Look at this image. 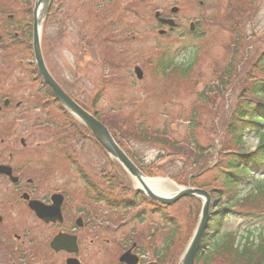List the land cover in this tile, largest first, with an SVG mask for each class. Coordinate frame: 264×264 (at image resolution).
Masks as SVG:
<instances>
[{
    "label": "rangeland",
    "instance_id": "rangeland-1",
    "mask_svg": "<svg viewBox=\"0 0 264 264\" xmlns=\"http://www.w3.org/2000/svg\"><path fill=\"white\" fill-rule=\"evenodd\" d=\"M82 1L85 6L92 9L97 0ZM144 1L148 7L145 3L139 7V12L144 14L143 18L121 14L120 23L119 18L117 22H114L119 23V28L126 29L125 31L135 36L133 39L131 36V40L122 43L120 47L127 46L131 49V64H141L144 67L142 81L135 78L132 67H122L119 72L108 74L107 72L114 69L103 64L101 58L82 52L83 46L80 45L83 42V32L80 30V20L89 21L97 30L101 24V16L81 17L83 13L77 9L81 5V0H64L57 5L55 21L52 15H47L42 27L40 50L46 69L56 82L63 85L65 92L78 102H83L85 108L104 112L106 121L115 118L120 122L115 120L129 154L139 166L143 167L147 178H156L162 171L177 175L182 162L176 157L162 159L169 149H162L152 139L143 142L141 136L136 130L134 131L136 123H139L136 129L147 127L151 130H160L166 127L171 137L180 141L190 124L189 116L198 111L200 145L205 148H209L211 143L219 146L218 141L224 134L225 120L240 90L237 82L240 83L242 78H245L246 73L260 55V51L264 49V0H254L249 5L248 16L244 20L245 31L252 37L251 44L249 43L250 45L244 50L246 55L235 61L231 76L235 78L236 83L231 79L229 86L222 94L208 91L209 87L217 82L220 87L219 78L224 76L222 73L230 59L229 51L225 50L234 41V35L226 32L227 26L230 25L226 16V5L229 0ZM111 2L114 4L119 0ZM200 2L206 4L204 9L198 7ZM172 7L180 8V15L177 17L178 27L173 32L174 35L169 38H160L157 35L156 24L153 19L150 20L154 13L149 14V12L152 9L156 11ZM207 7H210L214 13V24L200 29L203 34L200 32L195 36L184 34L188 30V22L208 17ZM13 17L14 24L17 26L20 16L16 14ZM3 18L6 20V16ZM56 22L59 24L57 25ZM222 24L225 26H221ZM6 25L7 22L0 28V41H2L0 42V106L5 101V97H9L12 110L0 114V142L5 143L3 146L0 144V148H8L12 145L16 149L14 154L21 161L20 157H24L25 152H18V150L20 149L19 141L23 139L29 147L26 154L34 155L35 158L29 166L30 169L40 171L46 168L49 172L48 165L56 162L55 168L60 170L56 175L51 176L50 173H44L42 190L44 194L57 189L62 190L59 193L62 192L67 196L63 206L64 216L67 219L79 217L78 212L88 211L86 206L97 210L96 219L90 223L83 219L88 224L87 228L82 229L80 241L83 252L81 258L86 264H117V258L130 242V245L135 242L139 248L148 250L158 246L164 231L157 219L151 218L144 223H138L122 211L109 210L102 204L88 205V200L82 199L83 196L80 193L83 182L75 173L76 167L69 164L72 159H76L77 165H80L92 177L94 183L104 189L108 186L107 180L115 178L119 173L112 165L111 159L103 155L94 141L84 140L75 144L76 152L66 146L64 148L68 153L66 156L63 155L61 146H64L62 140L67 142L68 140L64 139L63 135L59 142L52 140L50 148L46 145L36 149L35 144L39 139L49 141L57 137L53 133L55 130L51 127L54 124L60 125L66 122V118L59 105L51 99L50 93L41 86L33 59L32 37L23 38L15 30L7 29ZM116 36L120 37L119 34ZM164 49H167L166 52L175 60L176 65L194 63L191 77L186 83L179 81L177 84L176 81L179 78L171 81L168 75L165 76L168 78L163 81L161 70L156 66L153 69L152 66L155 61H158ZM100 52L97 54L100 55ZM204 91L205 94L200 96L199 94ZM203 99L207 104H202ZM17 102H20L22 106L15 112ZM33 126L36 129H33ZM66 135H69L68 131ZM118 135L121 136L120 133ZM256 142L254 138L248 137L247 147L253 150ZM57 144L61 146L56 148ZM35 154L38 155V159ZM190 170L191 168L186 172L190 173ZM198 175L196 182L199 184L207 183L211 178V174H202L200 171ZM259 175L260 179L264 177V173ZM251 181L253 189L260 183L257 177ZM65 182L72 183L69 187H62V183ZM248 190L249 188L246 187L242 194ZM175 204H173L172 212L180 219H186L190 205L187 201ZM12 219L15 221L14 218ZM239 225V220H226L225 229H222V232L232 231L239 235L243 231L239 229ZM89 228L93 231L88 230V233L86 230ZM251 231L254 237H257L258 233H263L264 222L257 224ZM91 239L93 245L89 244L88 240ZM84 246H87V250H84ZM180 258L181 256L177 258L176 264H179ZM1 259L2 256H0V264H3ZM16 259L24 261L25 264H45L41 255ZM55 259L54 264H61L58 257Z\"/></svg>",
    "mask_w": 264,
    "mask_h": 264
},
{
    "label": "trees",
    "instance_id": "trees-1",
    "mask_svg": "<svg viewBox=\"0 0 264 264\" xmlns=\"http://www.w3.org/2000/svg\"><path fill=\"white\" fill-rule=\"evenodd\" d=\"M13 1L11 0L7 5L0 1V23L4 14L13 11L11 9ZM253 1L229 0L227 4L226 16L230 21V25L227 26L226 30L234 35V41L225 48L230 53V59L222 73L224 76L219 78L220 87L217 82L214 86L209 87L208 92L222 94L229 86V81L231 82V73L234 71L235 61L246 55L244 50L251 44L252 37L245 31L244 18L248 16L249 5ZM20 2L23 6L17 7L18 11L24 9L25 19L30 20L32 0H20ZM221 26H225V24ZM27 30L30 36V24H28ZM191 72L192 65L175 67L169 71L168 77L171 81L178 77L177 84H179V81L186 83L191 77ZM246 74L240 83L237 82L240 90L233 102L222 138L221 152L214 164H206V158L210 155V150L200 145V123L197 122L199 121L198 111L189 116L190 124L185 129L186 133L180 141L173 139L166 127L160 130H151L147 127L136 129L139 125V123H136L137 126L134 128V131L136 130L141 136L143 142L152 139L162 149H169L162 158H180L182 167L177 175L167 171L159 172L160 174L170 177L176 184H190L201 190L204 189L209 193L211 201L217 203L209 213L207 228L199 246L200 249L195 256L194 264H264V234L259 235L258 239H250L247 236L243 242L241 238L236 243L234 242L235 236L232 233L225 231L221 235L219 234V230L223 228L226 220L235 221L239 218L245 229L264 221V179L260 180L259 185L253 190L255 193L251 192L242 197L239 189L244 183L245 185L249 184V178L255 179L258 173L264 172V49L260 51L254 65ZM204 94L205 91L199 95ZM203 103L207 104L205 99L202 100ZM88 112L107 126L113 139L132 160V155L129 154V150L123 143L122 133L117 125L119 121L115 118L106 121L104 112L101 113L98 109L92 108ZM67 116L70 119L68 125H71V130H68L70 135H66L64 130L67 124L57 128L56 133L63 129L60 135L57 134V141L59 142L63 135L68 142L62 140L64 146L58 144L56 146L58 148L61 146L64 152H66L64 149L66 146L76 152V149H74L75 144L90 138V134L82 124L77 123L71 116ZM118 132L121 136L118 135ZM249 136L259 139L254 151L247 149L245 146L246 138ZM133 162L137 164L135 160ZM114 165L119 172L113 178L115 182L107 186L109 189L106 193L98 187L92 189L95 198L103 202L110 210H119L126 215H130L138 223L145 222L150 218L157 219L161 223L164 235L161 236L162 240L158 246L149 250L141 249L142 255L147 257L145 264H176L177 258L185 249L184 247L196 227L201 204L192 197L181 199V201H187L190 208L186 219H180L172 212L173 206L159 205L148 200L139 192L132 190L127 175L119 165ZM138 167L143 171V167L139 165ZM190 168V173L186 172ZM199 171L202 174H211V178L207 183L199 184L196 182ZM78 173L82 178L84 177V181L90 187H93L91 180L84 172L80 170ZM194 175L196 177L192 178L191 176Z\"/></svg>",
    "mask_w": 264,
    "mask_h": 264
},
{
    "label": "flooded vegetation",
    "instance_id": "flooded-vegetation-1",
    "mask_svg": "<svg viewBox=\"0 0 264 264\" xmlns=\"http://www.w3.org/2000/svg\"><path fill=\"white\" fill-rule=\"evenodd\" d=\"M63 1L64 0H54L52 6L54 7V18L57 12L55 8ZM77 9L83 13L81 17L85 18L89 15L88 6H85L82 0L81 5H79ZM175 16H177V14L169 16L165 13L162 14L161 18L176 20ZM80 23V30L83 32L81 47L83 46V51L87 52L88 42L86 35L89 21L84 22L80 20ZM56 24L58 25L59 22H56ZM174 26H176V23ZM167 30L172 31L170 29ZM0 144L4 145V142H0ZM22 148L25 149L26 147L22 146ZM17 160L18 159L13 157L10 152H7L5 148H0V165H9L12 169V175L18 180L16 183H12L6 176L0 174V256L4 259H24V257L32 258L33 256L42 255V251L48 249L50 240L56 234L64 232L70 235L76 234L78 242L81 244L82 234L75 227V217L67 219L64 216L63 224H58L57 222L45 224L39 222L34 213L28 210V204L31 200L50 205V197L52 194L58 192L55 190L48 194H44L42 190V186L44 185L42 171L27 169L30 165L28 160ZM88 230L92 229L89 228L86 231L88 232ZM88 241L90 245H93L92 239ZM85 249L87 250V246H84V250ZM79 252L78 259L82 261L81 255L83 252L81 249H79ZM59 255L62 257L63 261L69 257V255L63 253Z\"/></svg>",
    "mask_w": 264,
    "mask_h": 264
},
{
    "label": "water",
    "instance_id": "water-1",
    "mask_svg": "<svg viewBox=\"0 0 264 264\" xmlns=\"http://www.w3.org/2000/svg\"><path fill=\"white\" fill-rule=\"evenodd\" d=\"M50 0H37L34 5V12H33V51L35 54V61H37V67L38 72L40 73L42 79L46 84L49 85L51 92L54 94L57 101H60L63 103L66 107V109L74 115L77 120L84 124L86 128L89 130L91 134H93L96 141L102 146V148L106 151L108 155H110L112 158L116 159L120 165L124 167V169L128 172L129 175L132 176H138L140 174L139 170L134 166V164L131 163L129 158L126 154H124L121 149L118 147L117 144L113 141L110 133H108L107 129L99 123L92 115H89L86 113L81 107H79L77 104L73 103L62 90L57 86V84L52 80L50 74L48 71H46L44 67V63L41 59V52L39 50V36H40V30L38 29V20L35 18L36 10L38 9V6L43 3L46 7ZM137 78H141V73L136 70L135 71ZM7 170V169H6ZM6 170L1 169L0 171L6 172ZM10 172V170H8ZM142 192V190H139ZM143 193V192H142ZM145 194L150 198L151 200L162 203L165 205H169L170 203H173L181 197H196V198H204V202L202 210H201V217L197 224V228L195 232L193 233V238L186 247V251L183 255V260L181 264H193L194 263V257L197 251L199 250V245L201 243V240L203 238L204 231L207 227L206 223L208 221V213H209V207H210V199L207 193H205L203 190H197V189H185L180 188L179 192L173 196H170V198H166L163 196H158L154 193H152L149 189L145 188ZM62 201H56V203L53 205V207H45L40 204L33 203V207L31 206L32 210L35 211L36 215L45 222L58 220L61 221V214L59 207L61 205ZM71 245V250L68 247ZM50 248L54 251H72L73 253H76L77 251V245L75 242L74 237H69L68 235H59L56 236L50 244ZM68 249V250H67ZM120 261L125 262L126 264H137L138 260L135 256L131 254V252L124 254ZM66 264H79L77 260H67Z\"/></svg>",
    "mask_w": 264,
    "mask_h": 264
},
{
    "label": "bare ground",
    "instance_id": "bare-ground-1",
    "mask_svg": "<svg viewBox=\"0 0 264 264\" xmlns=\"http://www.w3.org/2000/svg\"><path fill=\"white\" fill-rule=\"evenodd\" d=\"M45 10H46V7L44 6L43 3H41L39 6H38V9L36 11V14H35V18H37L38 20V26H39V29L41 28V24L44 20V14H45ZM133 185L137 188H141L143 189L144 187H146L147 189H151V190H158L160 189V191H162L164 193V195H167V196H170L171 193H176L177 189L176 187H174L172 184H168L166 181L164 180H159V181H156V180H152L150 178H145L143 176H140V177H134L133 178Z\"/></svg>",
    "mask_w": 264,
    "mask_h": 264
}]
</instances>
